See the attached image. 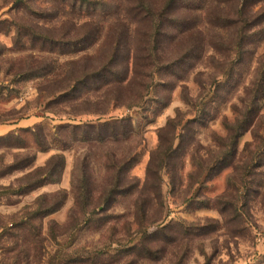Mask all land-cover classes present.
<instances>
[{
  "label": "rangeland",
  "instance_id": "1",
  "mask_svg": "<svg viewBox=\"0 0 264 264\" xmlns=\"http://www.w3.org/2000/svg\"><path fill=\"white\" fill-rule=\"evenodd\" d=\"M96 1L99 5L88 12L80 4L70 10L66 0H0V125H21L16 131L42 125L50 142L40 152L29 137L25 150L0 141V188L13 190L0 191V264H38L35 249L26 263L10 236H30L41 225L47 240L42 264L58 253L62 257L54 264H264V23L240 34L244 45L230 51L236 31L204 30L210 23L204 17L200 36L206 43L168 42L160 54L167 64L193 52L151 81L138 37L142 28L128 11L132 1ZM219 2L201 4L213 20L228 17V7ZM148 3L158 11L165 0ZM255 13L250 7L246 18ZM137 48L142 60L134 69ZM115 49L120 52L111 64L114 70L127 76L129 69L124 84L102 90L77 85L85 74L108 65ZM76 85L79 100L50 106ZM122 119L136 129L129 140L76 144L66 151L51 144L58 126ZM171 121L181 124L176 135ZM173 138L174 148L181 150L164 157L157 182V173L148 174L152 155L162 144L173 145ZM56 155L66 161L60 183L15 195L31 171L8 168L35 156V169L42 168ZM112 161L132 167L114 171ZM128 175L145 192L140 206L149 219L141 232L151 239L137 235L135 194L118 196L109 206L99 200L114 178ZM85 179L94 191L93 208L109 209L103 230L94 221L72 230L76 223L70 217L80 211L77 191ZM44 195L48 206H61L59 211L43 223L31 221L24 233L13 228L39 209ZM131 244L137 250L126 253ZM145 248L154 252L152 260L141 254Z\"/></svg>",
  "mask_w": 264,
  "mask_h": 264
},
{
  "label": "trees",
  "instance_id": "2",
  "mask_svg": "<svg viewBox=\"0 0 264 264\" xmlns=\"http://www.w3.org/2000/svg\"><path fill=\"white\" fill-rule=\"evenodd\" d=\"M66 1V7L72 11L75 10L79 4L82 8L87 7L88 12L89 9H96L99 5L96 0ZM129 1H132L133 4L129 7L128 11L129 13H134L133 19L135 23H138L139 28H142L139 31L138 37L142 36V40L144 42L143 47H145V54L143 56L147 62V70L150 72L149 75H146V78L150 77L149 79H152L151 81H154L155 75L163 77L164 72H167L168 69H172L177 65H182L193 52V50L189 49L181 58L174 60L172 64H167L166 61L161 59L160 54H162L161 50L163 49V46L168 44V42L174 43L176 40L181 38L182 46H184L185 40H191L195 43L194 46L206 43L207 40L205 37L201 40V27H203L204 17H209L210 21V23L206 22V24H204V30L206 28H212L218 29L221 32L227 29L228 31L232 29L236 31L237 38L228 43L230 51H232L233 48L237 49L238 47L244 45L246 38L244 37L240 39V34H243L250 29H254L255 27H259L264 23V0H220V7H222L223 4H225L224 8L228 7V17H224V19L219 17L217 20L211 19L212 15H209L208 11L201 6L202 3L208 2V0H165V3L158 11H156L151 3H148V0H128V2ZM198 4L200 7L197 6ZM250 7L252 10H256V15L247 19V10ZM174 10L176 11L173 12ZM226 12L227 11H225V13ZM176 14L177 17L173 16ZM200 21H203L202 26ZM172 29H174L173 32ZM119 52L120 51L118 49L112 50V53L109 55L110 63L97 72L94 71L93 73L85 74L83 76V80H80L77 85L79 86L82 84L88 89H91L93 86H97L98 90H102L103 88L110 86L112 83L118 85L124 84L129 76L128 67L125 69V71L128 72L127 76L123 73L121 76L111 65L115 60V57H118ZM139 55V50L137 48L134 53V69L138 68L139 61L142 60L141 57L139 58ZM129 58L131 59L130 54ZM177 77L180 78V76ZM160 82L164 83L162 79ZM131 84L132 82H130L128 86ZM260 84L262 85V82H260ZM77 85L73 86L72 89L63 96H59L53 100L50 106L63 105L79 100L81 95L80 93L77 94ZM115 89L119 90L118 86L115 87ZM148 89L149 88H147V90ZM191 123L192 122H190V124ZM180 125V123L176 124L175 121L170 122L169 126L173 128L175 135ZM135 130L136 129L133 126L132 121L128 119L111 120L99 123L86 122L79 125L66 124L55 128L51 144H57L61 151H66L67 149H70L72 145L76 144H83L90 147L103 146L107 143H118L122 138L127 140L131 139V136L136 132ZM27 137L30 138V141H32L33 145L38 148L40 152H46L48 150L50 142L48 137L44 134V128L42 125L33 129H20L18 131H13L4 137H0V141L7 143V148L25 150L28 148ZM174 142L175 138H173V145L171 146L165 147L164 144L160 145L158 151L152 155L148 174L153 172L157 173V182L162 180L160 171L164 169V157L166 158V156L181 150L180 148H174ZM35 162L36 156L25 159L22 162H18L8 168L9 171L13 172L25 173L31 171L26 178L21 181L22 183L24 182V184L18 187L15 195L22 196L46 185L58 184L61 182L62 173L66 164L64 157L56 155L49 160L45 167L37 169L34 167ZM112 165L114 171L117 170V168L120 171H128V169L132 167L131 164L126 161L121 164H116L112 161ZM84 182L85 183H82L78 187L77 191V203L80 211L72 212V216L70 217L76 223L72 230L79 229L85 225L89 226L93 223V221L98 224L99 229L103 230L107 228L108 222L111 218V216L107 215L109 209L104 208L99 211L97 210L98 208H93V204H95V202L94 191L92 192V184H90L87 179H85ZM140 185V182H138L136 178L129 175L124 179L120 177L114 178L111 186H108L103 191L99 200H101L102 204L109 206L116 201L115 199H117L118 196H127L131 193H133V195L135 194V203L136 205L139 204V207L136 206L137 211L135 213L136 225H138L139 228L137 235H140L143 238L151 239L153 238L151 234L144 231L141 232V229L143 230L146 226L145 224L148 222L149 215L147 209L143 208L144 202H142V200L145 192L141 191ZM0 191L2 193H11L13 190L12 187H1ZM63 199L65 200L64 197ZM38 201L40 204L39 209L28 215V218L25 220L26 222H24V220L21 222H15L11 224V226L15 229L18 228L22 230V233H24L27 229L26 226L31 225V221L40 220L41 223H43L45 219L58 212L61 207L54 204L48 206L49 201L47 195L41 196ZM140 204L143 207H141ZM50 229L53 232V228ZM108 229L111 230V228ZM12 237L16 239L15 247L19 250V254L23 256L26 263L30 262L31 249H35L37 252V255L33 254V256L35 257V260L38 261V264L43 263V253L45 250L44 243L47 241L44 239L43 225H41V228L39 229L34 228V231L30 234V236L22 234L16 235V237L15 235L10 236V238ZM51 238L55 239V234H52ZM137 248L138 247L136 245L131 244V246L126 249V253H133L137 250ZM141 254H143L144 258L152 260L154 252L145 248L142 250ZM61 257L62 255L59 256L58 253L52 258V260L50 259L51 261L49 264H54L57 259H61Z\"/></svg>",
  "mask_w": 264,
  "mask_h": 264
},
{
  "label": "crops",
  "instance_id": "3",
  "mask_svg": "<svg viewBox=\"0 0 264 264\" xmlns=\"http://www.w3.org/2000/svg\"><path fill=\"white\" fill-rule=\"evenodd\" d=\"M19 127H22V126L21 125H16V126H10L9 127V126L0 125V137L6 136V135H8L11 132L16 131L15 129L19 128Z\"/></svg>",
  "mask_w": 264,
  "mask_h": 264
}]
</instances>
